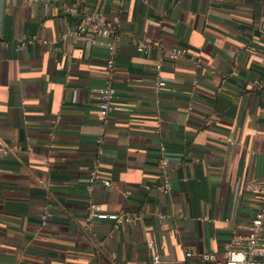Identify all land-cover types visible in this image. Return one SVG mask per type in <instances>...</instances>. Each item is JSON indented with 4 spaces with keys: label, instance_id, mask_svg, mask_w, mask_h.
Returning a JSON list of instances; mask_svg holds the SVG:
<instances>
[{
    "label": "crops",
    "instance_id": "0c3cea01",
    "mask_svg": "<svg viewBox=\"0 0 264 264\" xmlns=\"http://www.w3.org/2000/svg\"><path fill=\"white\" fill-rule=\"evenodd\" d=\"M98 9L119 18L105 121L109 50L72 34ZM1 146L0 264L223 256L258 208L245 185L264 180V0H0ZM95 163L110 185L89 188ZM92 203L129 220L89 224Z\"/></svg>",
    "mask_w": 264,
    "mask_h": 264
},
{
    "label": "built area",
    "instance_id": "2783aa9c",
    "mask_svg": "<svg viewBox=\"0 0 264 264\" xmlns=\"http://www.w3.org/2000/svg\"><path fill=\"white\" fill-rule=\"evenodd\" d=\"M30 3H43L47 0H28ZM71 14H79L75 7L67 10ZM119 18L114 17L108 20L102 11L98 9L92 13L82 12L77 23L76 28L72 34L80 39H87L92 44L104 45L109 50V57L106 62L108 75L103 87L95 90L96 98L100 108L101 116L105 121L112 111V103L115 95V88L112 84V77L115 69L116 57V39L118 38ZM151 49L149 43H140L139 50L148 54ZM187 49L181 47H173L168 52V57L175 60L187 54ZM60 117L52 120L53 124L57 125ZM99 154L103 153V138L98 139ZM0 151L9 153L13 151L12 147L1 146ZM175 158L168 154L163 148L162 156L159 160V165L163 171V180L160 184L155 186V189L161 193H169L171 191V182L168 176V168ZM96 181H102L105 185H110L109 179H103L99 173L98 163H95L93 170L90 173V186L92 189ZM244 190L252 193L258 202V208L249 225L248 234L245 236L234 237L224 247L223 256H219L215 252H203L195 254L187 252L186 257L189 264H260L261 259L264 257V180L252 181L245 185ZM49 216V209L45 207L43 210L42 220L47 222ZM109 218L117 222L129 220L125 215L118 213H106L100 211L98 205L92 203L89 206V217L87 218L91 224L92 218ZM150 264H168L164 261L160 253L155 252L151 256Z\"/></svg>",
    "mask_w": 264,
    "mask_h": 264
},
{
    "label": "trees",
    "instance_id": "16d2710c",
    "mask_svg": "<svg viewBox=\"0 0 264 264\" xmlns=\"http://www.w3.org/2000/svg\"><path fill=\"white\" fill-rule=\"evenodd\" d=\"M186 264H189V260H187V263Z\"/></svg>",
    "mask_w": 264,
    "mask_h": 264
}]
</instances>
